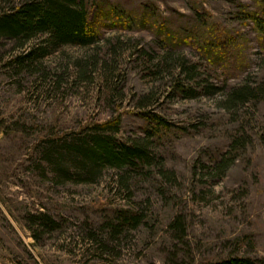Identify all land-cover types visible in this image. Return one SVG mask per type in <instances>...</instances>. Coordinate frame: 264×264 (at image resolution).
<instances>
[{
  "label": "rangeland",
  "instance_id": "obj_1",
  "mask_svg": "<svg viewBox=\"0 0 264 264\" xmlns=\"http://www.w3.org/2000/svg\"><path fill=\"white\" fill-rule=\"evenodd\" d=\"M261 1L90 0L97 44L25 69L16 59L41 39L0 40V264H264V40L249 16ZM9 8L0 2V13ZM219 51L222 60L207 54ZM167 52L194 68L192 92L178 69L152 74L147 59ZM244 79L263 90L229 108L226 94ZM201 82L217 90L203 93ZM148 113L168 126L149 139L153 165L126 185L117 170L93 181L53 170L49 152L93 125L119 122L116 141L143 139ZM234 140L244 145L232 164L209 179L203 169ZM131 215L138 226L115 221ZM45 217L53 230L38 225Z\"/></svg>",
  "mask_w": 264,
  "mask_h": 264
},
{
  "label": "trees",
  "instance_id": "obj_2",
  "mask_svg": "<svg viewBox=\"0 0 264 264\" xmlns=\"http://www.w3.org/2000/svg\"><path fill=\"white\" fill-rule=\"evenodd\" d=\"M6 1V2H5ZM15 1V2H14ZM7 3L10 8L0 13V40H9L16 42L19 48L24 47L27 43L41 39L40 42L32 46L28 51L15 61L16 66L25 69L34 63L48 56L52 52L62 47H92L98 42V35L95 27H91L90 19L92 16L91 9L93 4L90 0H0ZM17 2V3H16ZM255 13L249 16L253 20V24L260 38L264 40V0ZM119 18H122L118 14ZM161 35L165 40L170 39V43L176 42L173 35ZM216 48L220 45H216ZM207 53V52H206ZM213 61L221 59V51L219 53H207ZM222 60V59H221ZM147 63L151 64L149 69L153 70L154 76L159 72H168L172 76V71L179 70L178 76L184 77V86L187 87L195 81L193 77L194 68L186 66L183 59L167 52L161 57L147 59ZM171 72V73H170ZM174 78V75H173ZM246 81V82H245ZM248 80L244 79V83L237 89H232L225 96V102L229 104V108H237L243 106L256 94L263 90L259 87L257 91L251 89ZM176 90L183 92V88ZM199 91L206 94H213V85L201 82L195 86ZM192 92V90H189ZM149 124L148 130H145L143 139L129 140L121 143L116 141L114 134L118 131L119 122H105L90 127V131L84 137L78 138L71 144L65 145L62 149H56L54 155L49 152L48 158L56 157L52 164L53 170L59 177L77 178L85 181H93L105 169L117 170L119 181L127 184L132 177L138 176L140 167L150 168L153 163L148 152V142L159 130L168 126V124L158 115L148 113L146 115ZM243 144L240 140H234L229 145L228 152L209 168L203 169V172L210 178H220L224 175L227 168L232 164L234 157L227 158L235 150L236 146ZM230 151V152H229ZM48 152V151H47ZM49 162V160L47 159ZM63 163L67 168H62ZM69 171L73 172L72 175ZM80 176V177H79ZM130 177V178H129ZM121 226L136 227L140 224V218L137 215L129 217H118L115 220ZM40 227L53 230L54 222L49 218L39 219ZM174 229L178 230V234L183 233L182 222L179 217L172 223ZM118 226L112 223L108 226L112 236L118 231ZM215 264H257L249 258L234 257L223 260Z\"/></svg>",
  "mask_w": 264,
  "mask_h": 264
}]
</instances>
